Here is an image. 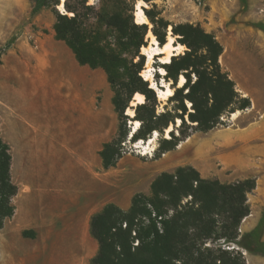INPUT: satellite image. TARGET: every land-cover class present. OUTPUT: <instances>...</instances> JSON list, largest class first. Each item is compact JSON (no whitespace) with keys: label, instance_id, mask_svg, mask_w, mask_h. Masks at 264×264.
<instances>
[{"label":"trees","instance_id":"1","mask_svg":"<svg viewBox=\"0 0 264 264\" xmlns=\"http://www.w3.org/2000/svg\"><path fill=\"white\" fill-rule=\"evenodd\" d=\"M32 1L31 17L45 8H54L56 39L69 46L80 65L101 69L107 76L120 124L118 136L100 152L105 170L117 166L122 158V144L128 138L132 143L146 141L153 133L163 135L172 126L170 138L160 141L157 150L160 156L175 150L190 136L187 122L194 125L195 131L209 132L220 124L224 115L251 107V100L239 98L234 82L222 69V44L199 25H172L161 13L143 9L160 46L167 43L168 29L172 27L175 44L188 48L183 55L174 56L169 64L162 65L164 79L174 91L169 99L174 107L158 114V94L142 77L147 57L141 50L148 44L149 27L135 20L136 0H110L115 3V10L96 12V23L89 25L80 20L78 10L70 6L71 0L64 7L72 17L58 11L59 0ZM240 2L243 7L248 6V0ZM253 26L264 32V23ZM181 76L185 77V83L179 88ZM155 77L158 83L159 74ZM137 93L145 97V102L134 109V119L140 122V127L132 135L128 128L132 119L127 111L132 108ZM187 102L191 104V112ZM11 168V149L0 133V231L16 212L12 200L19 188L13 183ZM255 188L254 179L223 184L203 179L192 167H179L175 173L164 172L153 181L150 195L133 196L128 210L108 204L92 217L90 234L98 243V252L90 263L244 264L229 250H202L201 243L208 240L234 243L250 254L264 257V208L256 227L238 240L239 227L251 214L248 195ZM188 197H192V202L182 205ZM23 234L35 238L34 231L26 230Z\"/></svg>","mask_w":264,"mask_h":264},{"label":"rangeland","instance_id":"2","mask_svg":"<svg viewBox=\"0 0 264 264\" xmlns=\"http://www.w3.org/2000/svg\"><path fill=\"white\" fill-rule=\"evenodd\" d=\"M59 1L62 5V1ZM136 2L137 4L142 2V9L146 8L161 13V16L172 25H199L208 33L214 34L224 48L220 58L223 71L234 82L239 98L251 100V107L246 110H236V112L240 111L237 119H233L232 114L224 115L220 124L209 132L195 131L192 129L194 125L187 122L186 130L190 136L181 141L175 150L160 156H158L157 150L161 139L170 137L167 130L163 135L158 133L157 137L155 133L150 135L148 140L144 141L147 146L143 148L136 149L134 146L136 143H132L128 138L122 144V157H141L152 167L157 166L159 162L162 163L164 168L154 172L155 177L164 172L175 173L179 167H192L206 180L234 184L254 179L257 188V181L264 175V150H262L264 147V32L253 25L264 23V0H248L247 7H243L240 0H153L150 3L145 0H136ZM0 3L11 15L9 20L5 19L7 24L17 23L16 28L10 30L9 34L4 31L0 32L1 41L4 37L10 38L5 47L22 39L27 42V45L30 43L34 46L38 41L34 40L32 34L49 35L54 32L56 23L54 8H45L37 16L31 17L32 0H0ZM70 6L78 10L80 20L87 25L96 23V12L115 10V3L110 0H86L85 5L84 0H71ZM87 7H93L94 10H89ZM57 9L60 13L68 14L69 17L73 16L72 13L66 12L65 7L64 11ZM23 12L25 14L21 16ZM4 13L6 18L7 14ZM135 20L137 21L136 14ZM147 25L149 27L148 44L141 50L143 55H145L143 53L145 48H149L151 44L149 34L152 33L153 24L149 20ZM171 29L172 27L168 29V38L172 36L176 40ZM5 47L0 49V63ZM184 47V50L177 56L188 51V48ZM162 65L164 64L160 62L158 56L149 64L147 59L142 77L145 79L146 76H152L151 79H145L150 86L155 85L164 89V84H170L158 72ZM98 73L103 75L101 69ZM156 73L159 74L158 83L155 77ZM97 79L100 83L104 80L101 77H97ZM192 79L195 80L194 77ZM34 98L37 102H44L48 99L46 96H34ZM61 98L59 97V99ZM169 99L158 97L160 103L157 109L158 114L165 112L167 108L174 107V103H171ZM11 103L12 101L0 103V133L11 149L12 180L18 186L19 192L12 200V204L16 208L15 215L13 218L7 219L5 224L16 222L17 215L18 232L22 243L17 240L16 231L11 230L13 244L11 241H5L7 232H3L0 235V264H91V259L98 252V243L91 234L84 242L85 244L79 247H61L58 242L54 241L53 235L46 236L47 230L61 227V223L54 220L55 212L49 211L50 205L55 202L52 195L63 189L66 178L62 177H69L72 171L75 179L73 187L75 189L80 187L75 192L79 195L83 194L84 200L94 199L93 212H100L108 204L117 205L124 197L116 183L118 180L115 170L113 168L105 170L102 164L99 166V158L95 153L70 152L59 149L58 146H48L47 144L50 143L48 136H38L37 138V136H33L34 134H18L20 130L28 131L29 125L23 123V118H28V116L26 114V117H22V123H15L13 117L20 113L16 109H12ZM132 103L130 109L134 110L136 106H133ZM186 105L188 111L191 112V104L187 102ZM131 119L128 128L133 131L135 119L134 117ZM179 125L177 122L176 127L179 128ZM210 135L215 152L221 150L222 156L212 159V162L209 161L210 163L197 161L194 158L203 144L200 141L207 139ZM32 136L36 137L39 143H35ZM117 136L118 133L114 139ZM150 138L156 139L151 145L149 144ZM242 145L240 151H237ZM39 147L42 149L37 150ZM87 168L95 172L96 177L92 182L86 180L88 177ZM240 168H244V171L239 172ZM207 169L208 171H206ZM78 178L82 179L83 183L77 184ZM67 182L69 185L71 184V180ZM143 187L145 186L141 185L138 189L144 190L145 188L141 189ZM256 188L248 195L247 204L250 206L251 214L242 221L238 230V240L248 232L252 226L250 222L256 218L253 214L254 205L258 203L257 199L253 197L257 194ZM144 191L138 193L151 194V189ZM191 202L192 197L184 198L182 205L186 206ZM122 209L127 210L125 206ZM26 230L34 231L35 238L25 237L23 233ZM82 238L83 236H81ZM200 247L204 251L205 249L217 251L220 248L229 250L244 264H253V259L264 260L263 256L250 254L237 244H227L224 240H208L201 243Z\"/></svg>","mask_w":264,"mask_h":264},{"label":"crops","instance_id":"3","mask_svg":"<svg viewBox=\"0 0 264 264\" xmlns=\"http://www.w3.org/2000/svg\"><path fill=\"white\" fill-rule=\"evenodd\" d=\"M9 17L11 15L0 3V32L9 34L10 30L16 28L17 23L7 24L5 19L9 20ZM32 36L38 41L34 46L30 43L27 45L22 39L5 47L10 38L0 40V49L5 47L0 63V103L12 101V109L20 113L15 115L16 118L13 117L17 124L22 123V117L27 114L29 120L25 121L29 129L20 130L18 134H32L37 130L41 136L50 137L48 146H58L70 152L95 153L99 158V166L103 165L100 152L117 135L120 124L112 102L114 93L105 72L102 70L101 75L99 69L80 65L69 46L56 39L55 32ZM97 77L104 80L100 83ZM34 96H46L48 99L37 102ZM163 168L160 162L152 167L141 157L123 156L113 168L117 175L116 183L124 195L117 205L121 208L125 206L128 210L133 196L144 190L149 191L157 178L154 172ZM87 172L86 180L92 182L96 177L95 172L90 168ZM70 173L69 177H62L66 178L65 186L59 193L52 195L55 202L49 207V211L55 212L54 220L61 223V227L46 231V236L53 235L54 241L61 247L84 245L90 234L91 219L98 213L93 212L94 199L84 200L83 194L75 192L80 187H73L75 179L72 171ZM68 180H71L70 185L66 183ZM77 182L81 184L83 180L78 178ZM141 185L145 186L141 188L144 190L138 189ZM255 191L257 194L253 197L258 203L254 205L253 214L256 218L250 222L252 226L248 232L256 227L264 208V175L257 181ZM11 230L16 231V238L22 243L17 215L16 222L6 223L0 231V235L6 231L5 241L13 244ZM257 260L264 264L263 259H253V264Z\"/></svg>","mask_w":264,"mask_h":264},{"label":"bare ground","instance_id":"4","mask_svg":"<svg viewBox=\"0 0 264 264\" xmlns=\"http://www.w3.org/2000/svg\"><path fill=\"white\" fill-rule=\"evenodd\" d=\"M62 1V5H60L58 8L61 10V11H64V4L67 0H61ZM143 7V4L142 2H139L137 4V8H136V16H137V24L139 25H142V24H149V20L146 16V14L144 13V10L142 9ZM66 13V12H65ZM149 37L151 38V44H150V47L149 48H145L144 50V54L145 56L147 57L148 59V64L151 63L156 56L160 57V62L162 64H169L172 60V58L174 56H177L178 54H180V52H182L184 50V46L181 45V44H175V39L172 37V36H169L168 38V41L167 43L164 45V46H160L159 45V42L157 41V39L155 38V36L150 33L149 34ZM159 73H161V75H165V70L161 67L160 70L158 71ZM144 76V75H143ZM152 76L150 75L149 77H145L146 80L148 79H151ZM185 83V77L184 76H181L180 79H179V84H178V87L179 88H182L183 85ZM163 87H165L164 89H160L158 87H156L155 85L151 86L152 89H154L157 94H158V97L160 99H165V100H168L169 98H171L174 94V91L173 89L170 87V84H164ZM145 102V97L140 94V93H137L133 99V103L132 105L133 106H138V105H141ZM127 114L130 116V117H134L135 116V112L134 110L132 109H129L127 111ZM240 115V111H237L235 113L232 114V118L233 119H237ZM28 118H23L24 122L26 124V121H27ZM26 120V121H25ZM179 124H180V120H178ZM31 125V124H30ZM134 130L132 132V135L138 130V128L140 127V122L139 121H135L134 122ZM173 130L172 127H170L167 132L168 134ZM31 132H28L27 134L29 135H33V136H41L39 132H37V130H34L32 134H30ZM37 134V135H36ZM131 135V136H132ZM155 135L157 137L158 133L155 132ZM35 139V143H39V140L36 138V137H33ZM211 135L208 136L207 139H203L202 142V146L199 148V150L196 152L195 154V158L197 161L198 160H201L200 162H209L211 161L212 162V159H216L218 157H221L222 156V152L220 150H218V152H215V149H214V144L211 142V139H210ZM167 138L169 139L170 137L167 136ZM212 138V137H211ZM156 139H153V138H150L149 139V144H153L154 141ZM135 148H143L145 146H147V144L143 141V140H140L139 142H137L135 145ZM38 147V146H37ZM242 146H240L237 151L241 149ZM45 148V147H44ZM217 148V147H216ZM42 147L38 148L37 150H41ZM217 151V150H216ZM249 152L251 153V150H249ZM210 163V162H209ZM204 164V163H203ZM213 165V163H211ZM232 164V162H231ZM201 165V164H200ZM211 165V166H212ZM208 167V166H207ZM244 169V168H243ZM242 168L239 169V172H243ZM208 171V169L206 170ZM246 221V220H245ZM256 264H263V262L261 261H257Z\"/></svg>","mask_w":264,"mask_h":264},{"label":"built area","instance_id":"5","mask_svg":"<svg viewBox=\"0 0 264 264\" xmlns=\"http://www.w3.org/2000/svg\"><path fill=\"white\" fill-rule=\"evenodd\" d=\"M137 149V148H136Z\"/></svg>","mask_w":264,"mask_h":264}]
</instances>
